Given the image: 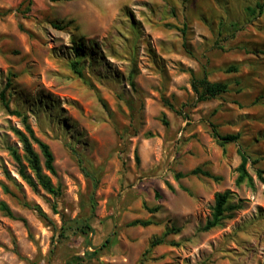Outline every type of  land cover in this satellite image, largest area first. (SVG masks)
Segmentation results:
<instances>
[{"label": "rangeland", "instance_id": "1", "mask_svg": "<svg viewBox=\"0 0 264 264\" xmlns=\"http://www.w3.org/2000/svg\"><path fill=\"white\" fill-rule=\"evenodd\" d=\"M263 1L0 0V204L13 215L0 210V264H264V8L245 10ZM204 75L228 91L198 102ZM22 117L52 153L54 174L32 142L57 196L20 175ZM240 154L251 185L236 184ZM226 191L232 209L204 231ZM75 220L90 230L62 238Z\"/></svg>", "mask_w": 264, "mask_h": 264}, {"label": "trees", "instance_id": "2", "mask_svg": "<svg viewBox=\"0 0 264 264\" xmlns=\"http://www.w3.org/2000/svg\"><path fill=\"white\" fill-rule=\"evenodd\" d=\"M264 8V1L262 3H256L254 6H248L245 8L248 15L253 16L255 13L261 14ZM238 25L236 23H230L227 27V30L230 31L237 29ZM74 52V57H84L82 54V44L81 43H75L74 47L72 48ZM81 62L79 60L77 62V65ZM235 68L230 67L228 68V71H235ZM77 74H80L76 70ZM191 88L196 95V99L198 102H205L208 100L215 99L219 97L221 94H224L228 91V86L225 83L222 82H210L207 80L206 76L204 75L200 79L192 78L191 79ZM0 102L2 103V106L7 110L8 109V101L6 100L5 90L0 89ZM15 115L20 116V113L17 111L13 112ZM22 123L24 125V132L20 130H14L15 136L18 138V141L21 145L22 151H23V159L26 162V167L30 171L31 175L28 176L23 171V168L20 169V175L21 177L26 181V183L35 190L37 186L42 188L45 192L52 196L58 195V188H55L48 176L43 174L42 166L40 164L39 156L34 151L32 147V142H35L40 150V153L44 159L43 167L44 169L49 172L50 174H54V166H53V156L49 149V147L38 140H36L33 136V132L30 129L29 125L26 122L25 117H22ZM162 123L164 126L167 125V122L165 120H162ZM214 138H216V141H218V145L222 146L227 142H234L237 139L236 135H226V136H219L217 134H214ZM11 155L14 157V159L20 163V160L14 151V149H9ZM241 155V162L237 168L238 177L236 179V184L239 185L244 181H247L249 185L252 184L251 178L248 176L245 165L247 163V159L243 154ZM137 160V158H136ZM81 164V161H80ZM82 172L84 173L85 177L90 179L92 183V188L95 189L98 183L97 178L94 176L93 173L86 171L84 168L82 169ZM200 174L204 177L215 179L213 176H211L206 171H201L200 169H194L192 170L188 175H196ZM261 174H264V171H258V177L259 179L264 183V178ZM177 178L182 177V175L177 174ZM156 198H159L158 195H156ZM229 198L230 193L228 191L223 193H217L214 198V207L213 212L211 215V219L207 221L205 226L203 227L204 231L213 229L215 227H218L222 224V221L226 219L225 213L228 212L232 207L229 205ZM91 210L94 208V203L90 202ZM145 207V206H144ZM31 209L37 213V215L43 219H46V216L44 213L40 210L38 206H32ZM145 209L150 213H155L158 210V207L153 208H146ZM0 210L2 213L9 218H13V215L11 211L7 208V206L4 203L0 204ZM152 224L150 220L143 221V220H135L130 223L132 226L140 225L142 227L148 226ZM74 231L75 233L83 232L84 230H90V226L88 225L87 221L84 220L83 222H79L77 220L72 221L71 224L67 226L62 227L60 236L62 238H66L68 235V232ZM162 243V239H154L151 243V245H157ZM95 255V251L93 253H90V256Z\"/></svg>", "mask_w": 264, "mask_h": 264}]
</instances>
